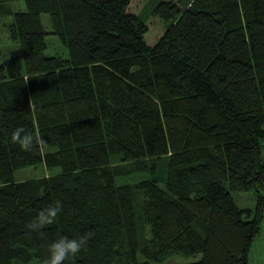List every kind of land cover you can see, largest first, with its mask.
I'll use <instances>...</instances> for the list:
<instances>
[{"label":"trees","instance_id":"1","mask_svg":"<svg viewBox=\"0 0 264 264\" xmlns=\"http://www.w3.org/2000/svg\"><path fill=\"white\" fill-rule=\"evenodd\" d=\"M7 1L22 52L2 60L0 47V264H44L50 243L87 231L64 264H249L264 215V0H160L165 26L140 17L144 0ZM50 32L67 54L45 53ZM19 126L31 151L12 142ZM40 162L60 170L15 179ZM127 163L149 176L119 183ZM251 188L255 207H239L233 192ZM57 201L56 222L27 227Z\"/></svg>","mask_w":264,"mask_h":264},{"label":"rangeland","instance_id":"2","mask_svg":"<svg viewBox=\"0 0 264 264\" xmlns=\"http://www.w3.org/2000/svg\"><path fill=\"white\" fill-rule=\"evenodd\" d=\"M145 3L141 8V4L133 5L138 7L139 15L142 18H148V23L155 22L160 25H166V23L158 16L153 14V9L156 4L160 0H144ZM143 1V2H144ZM191 0H180V2L184 5L189 3ZM8 6L13 9H24L26 7L25 0H8ZM12 19L11 15L0 16V47L4 51L2 60H6L11 54H21L22 50L20 45L15 42L14 40L10 39L9 34L6 30L5 23ZM43 23L48 30L51 29V25L49 24V14L42 13ZM157 27V26H156ZM157 29L151 27L148 33L146 34L147 40L152 43L157 38ZM47 40L49 42L47 49L45 50L46 54H53V53H60V54H67L66 46L62 43L59 36L55 33H48ZM262 156L264 158V147L262 149ZM165 166L164 160H160L158 162V174H161L163 167ZM126 169L119 173L117 176V180L119 183L124 182H135L140 179L149 176V172L146 170H137L134 167V164L127 163ZM60 170V167H52L48 168L44 163L40 162L34 165H27L22 168H19L15 171V179L22 180L25 178H32L38 177L45 174L56 173ZM233 195L239 207L241 208H254L256 205V189H246V190H239L234 191ZM136 201L138 205L141 204L142 196L141 194H137ZM145 233L147 235L150 234L149 227L145 228ZM200 257V254L193 255V256H186L180 253H175L167 256L160 262H153L152 264H179L188 262ZM18 264V263H16ZM25 264H39L37 259H33L29 263ZM249 264H264V215L260 223V230L255 236V239L252 243L250 252H249Z\"/></svg>","mask_w":264,"mask_h":264},{"label":"clouds","instance_id":"3","mask_svg":"<svg viewBox=\"0 0 264 264\" xmlns=\"http://www.w3.org/2000/svg\"><path fill=\"white\" fill-rule=\"evenodd\" d=\"M11 139L13 143L20 146L22 151H31L33 148V136L26 133L22 126L16 127L13 130ZM36 143L43 153L47 147L46 141L40 138ZM61 211L62 204L59 201L50 204L44 207L27 227L33 231L42 230L45 226L52 225L56 222ZM94 235L95 233L93 231H87L71 238L68 236H60L48 245V257L44 261V264H64V261L70 257H75L82 251H86Z\"/></svg>","mask_w":264,"mask_h":264}]
</instances>
